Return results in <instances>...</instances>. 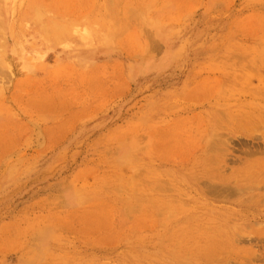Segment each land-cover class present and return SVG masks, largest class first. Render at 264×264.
Returning <instances> with one entry per match:
<instances>
[{
  "label": "rangeland",
  "instance_id": "obj_1",
  "mask_svg": "<svg viewBox=\"0 0 264 264\" xmlns=\"http://www.w3.org/2000/svg\"><path fill=\"white\" fill-rule=\"evenodd\" d=\"M0 264H264V0H0Z\"/></svg>",
  "mask_w": 264,
  "mask_h": 264
}]
</instances>
